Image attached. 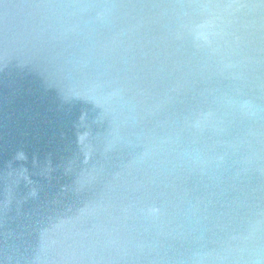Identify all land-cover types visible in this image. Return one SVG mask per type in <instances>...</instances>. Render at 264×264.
<instances>
[{
    "label": "water",
    "instance_id": "water-1",
    "mask_svg": "<svg viewBox=\"0 0 264 264\" xmlns=\"http://www.w3.org/2000/svg\"><path fill=\"white\" fill-rule=\"evenodd\" d=\"M0 264H264V0H0Z\"/></svg>",
    "mask_w": 264,
    "mask_h": 264
}]
</instances>
